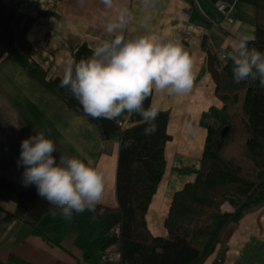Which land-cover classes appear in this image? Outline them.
<instances>
[{
    "label": "crops",
    "instance_id": "obj_1",
    "mask_svg": "<svg viewBox=\"0 0 264 264\" xmlns=\"http://www.w3.org/2000/svg\"><path fill=\"white\" fill-rule=\"evenodd\" d=\"M220 4H225V11L219 9ZM122 6L133 14L123 33L126 39L152 35L179 41L194 61L190 93L168 95L154 89L150 103L168 112L171 139L165 148V171L147 210L146 222L153 235L166 236L164 221L173 194L194 181L193 174L181 169L198 166L209 109L222 106L208 69L207 50L216 52L225 65L229 60L223 58L224 54L233 49L242 34L250 40L255 38L256 0H155L150 7H145L142 0H113L110 10H105L101 0H23L22 12L34 17L27 33L31 59L46 70L47 79H62L64 62L72 58V47L85 44L94 50L103 40L113 38L106 33L105 24L116 18ZM19 74L22 77L23 70ZM53 100L63 105L58 117L49 114L47 120L43 114L31 111L25 118L16 114L12 128L0 130V171L22 183L24 167L17 164L21 142L44 132L55 144L53 156L57 162L60 157H76L103 172L105 189L100 203L116 205L118 137L101 138L87 119L67 109L56 97ZM115 121L127 127L132 123L131 114L123 113ZM81 125L89 128L84 136L78 130ZM178 163L183 164L175 166ZM16 209L12 194L0 196V264H122L116 244L104 247L103 228L91 212L85 210L65 218L57 209L55 215L52 210L29 223L25 220L28 216L15 215ZM203 264H264V203L229 223Z\"/></svg>",
    "mask_w": 264,
    "mask_h": 264
},
{
    "label": "trees",
    "instance_id": "obj_2",
    "mask_svg": "<svg viewBox=\"0 0 264 264\" xmlns=\"http://www.w3.org/2000/svg\"><path fill=\"white\" fill-rule=\"evenodd\" d=\"M22 2L0 0V63L15 59L29 78L94 124L101 138L118 137L116 205L99 203L95 212L88 211L101 223L104 247L116 244L122 264H203L225 227L264 203V88L253 80L234 83L231 61L222 65L217 53L207 50L208 69L222 106L209 109L200 167L181 169L196 173V178L173 194L164 221L167 235H153L146 214L166 167L165 148L171 139L168 112L159 111L157 131L151 136L143 134L147 125L136 114H131L132 123L124 128L115 119L84 114L70 90L58 86L61 79H47L46 70L31 59L27 33L34 17L22 12ZM256 6V34L249 48L264 53V0H256ZM71 54L79 61L93 50L82 44L72 47ZM129 139L134 142L126 147ZM6 194L16 198L15 215L28 216L29 223L54 207L38 195L35 185L25 187L0 171V196Z\"/></svg>",
    "mask_w": 264,
    "mask_h": 264
},
{
    "label": "clouds",
    "instance_id": "obj_3",
    "mask_svg": "<svg viewBox=\"0 0 264 264\" xmlns=\"http://www.w3.org/2000/svg\"><path fill=\"white\" fill-rule=\"evenodd\" d=\"M105 10L113 8V0H101ZM145 7L155 0H142ZM106 14V12L104 13ZM133 14L126 6L118 9L115 19L105 24V39L87 59L64 62L59 87L67 88L78 101L84 114L92 119L112 120L123 113L139 115L147 125L143 134L157 131L155 123L159 107H144L153 90L168 95H186L194 83V61L179 41H166L152 35L125 38L123 35ZM150 19L149 17L145 18ZM250 37L241 35L223 58L232 63L233 81H258L264 88V53L249 48ZM134 141L124 142L126 147ZM18 166L24 167L22 183L35 185L38 195L59 209L65 218L85 210L95 212L103 198L104 174L96 167L72 157L53 156L54 142L37 132L21 142Z\"/></svg>",
    "mask_w": 264,
    "mask_h": 264
},
{
    "label": "rangeland",
    "instance_id": "obj_4",
    "mask_svg": "<svg viewBox=\"0 0 264 264\" xmlns=\"http://www.w3.org/2000/svg\"><path fill=\"white\" fill-rule=\"evenodd\" d=\"M19 72H21V70L15 59H7L1 65L0 130H10L15 120V118L13 117L16 114H18L20 118H25L31 111L35 114H43L48 120V117H51L52 114H54L55 117H58L59 108L63 107L62 104H58L57 102H55V100H53L55 98L53 94L45 90L36 81L29 78L25 72H23V75L21 74L22 77L20 76ZM43 121L44 120H40L39 123L41 124L43 123ZM50 122L53 123V120L50 119ZM44 124H47L46 120ZM36 125L38 126L37 122ZM88 125L89 127H92L94 133L96 132L99 136L97 127L94 124L90 123H88ZM85 129L89 130V128H87L85 125H81L80 129H78L79 132L83 134V136L87 132ZM182 164L183 163H178L177 165L175 164V166L180 167V165ZM200 165L201 164L199 160V164L195 168L198 169ZM183 173L193 174L194 180L196 178V173Z\"/></svg>",
    "mask_w": 264,
    "mask_h": 264
},
{
    "label": "built area",
    "instance_id": "obj_5",
    "mask_svg": "<svg viewBox=\"0 0 264 264\" xmlns=\"http://www.w3.org/2000/svg\"><path fill=\"white\" fill-rule=\"evenodd\" d=\"M53 2H54V1H51V2H50V5H52ZM219 9H220L221 11H225V10H226V6H225V4H220V5H219ZM229 20H232V19H229ZM230 22H231V21H230ZM104 256H107V254L105 253Z\"/></svg>",
    "mask_w": 264,
    "mask_h": 264
},
{
    "label": "water",
    "instance_id": "obj_6",
    "mask_svg": "<svg viewBox=\"0 0 264 264\" xmlns=\"http://www.w3.org/2000/svg\"><path fill=\"white\" fill-rule=\"evenodd\" d=\"M29 48H30V47L28 46V51H30ZM226 131H227V128H224V129L222 130V132H221V136H222V137L225 135Z\"/></svg>",
    "mask_w": 264,
    "mask_h": 264
}]
</instances>
